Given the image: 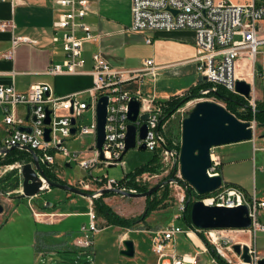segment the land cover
<instances>
[{
  "label": "built area",
  "instance_id": "1",
  "mask_svg": "<svg viewBox=\"0 0 264 264\" xmlns=\"http://www.w3.org/2000/svg\"><path fill=\"white\" fill-rule=\"evenodd\" d=\"M132 0V26L129 30L135 32L153 31L177 32L192 31L196 37L197 71L207 79L210 89L202 92L203 96L213 94L214 98L225 105L215 92L223 89L229 95L243 99L247 106H240L236 114L243 117L242 122L249 123L255 151L259 140L264 141V125L257 120V110L264 103V0ZM62 13L54 27L61 30L54 42L62 41V48L66 59L60 64H51L46 74L52 77L80 76L88 74L93 79L92 87L70 95H58L54 86L48 83L33 86L26 93L19 92L14 86H0V107L3 111V122L7 129L6 136L0 141V151L16 148L26 152L23 148L34 151L44 169L56 174V169H63L58 160L61 157L66 165L76 164L89 176L78 181L77 187L85 192L95 194L105 189H123L137 192L130 186V179L116 180L108 176L94 177L92 171L98 166H117L127 147L128 128L137 125V147L146 145L147 150L156 153L160 150L169 154L171 150L166 145L165 131L167 123L162 125L166 112V101L158 100L141 90L148 80H156L164 67L156 64L154 59H145L137 70L117 69L104 57L101 52L93 55L92 70L86 72L84 60V45L86 42H96L101 36L92 34L91 27L85 18L91 12V0H57ZM177 12V14L174 13ZM11 26V25H10ZM3 28L9 27L3 25ZM78 33H84L80 37ZM148 38L147 43L151 44ZM14 48L20 44H36L28 38L15 39ZM14 50L6 55L9 60L14 59ZM201 79V81H203ZM244 82L250 86L248 97L238 92L237 85ZM139 88L133 90L131 85ZM88 95L89 101L82 99ZM103 97H108V116L106 124V141L103 150L98 149V105ZM197 99L198 102L208 99ZM136 100L140 103V113L135 123L129 120L130 103ZM31 109L30 112L28 109ZM92 112L90 125H83L85 115ZM149 119L143 121L142 117ZM29 117V119H28ZM50 118V123L46 120ZM237 117V116H236ZM75 121V124H73ZM147 124L148 133L144 140L139 137L140 128ZM31 128V132L21 131L20 128ZM75 129V133L73 130ZM49 130V140L46 132ZM92 137L93 143L86 151H70L66 143L73 138ZM264 151V148L262 149ZM103 154V158H102ZM8 154L0 152L1 157ZM178 156V155H177ZM213 167L208 171L211 177L221 175L219 168L221 158L216 157L214 149L211 154ZM34 165L33 159L31 162ZM25 164V163H24ZM65 165V166H66ZM22 170V166H21ZM264 172V167L262 168ZM42 178V177H41ZM48 190V189H47ZM184 200V197H183ZM207 206L221 208H238L247 206L252 219L250 229L254 236V244L240 242L248 247L251 262H245L235 253L233 246L226 241L217 240V233L226 236L230 230H199L171 224L165 228L151 232L154 252L158 255L159 264H200V255L208 254V246H215L219 250H228L239 261L238 264H260L264 260V253L257 248V235L264 233V199L260 198L257 189L248 195L242 188L230 186L223 182L215 192L203 199ZM89 225L82 227L84 237L75 241L82 250L92 249L93 236L100 232L94 200L89 199ZM197 201V200H196ZM185 211V206L180 208ZM36 216H42L34 211ZM188 234L189 240L195 246L193 235L202 242V253L178 254L167 250L175 245L180 235ZM223 255V253L220 252ZM168 261L165 262V260ZM215 263H219L214 258ZM232 263V261L230 262Z\"/></svg>",
  "mask_w": 264,
  "mask_h": 264
},
{
  "label": "rangeland",
  "instance_id": "2",
  "mask_svg": "<svg viewBox=\"0 0 264 264\" xmlns=\"http://www.w3.org/2000/svg\"><path fill=\"white\" fill-rule=\"evenodd\" d=\"M92 1L94 5L91 10L94 12L91 13L93 15L90 14L87 22L93 28H98L97 34H99V22H103L105 25L103 30L112 34L111 41H109L112 66L119 69L137 70L142 67L145 59H156L165 66L175 65L163 77L173 81L177 80L181 85L191 82L193 73L187 75L191 67L179 65L183 60L181 56L162 55L156 42V37L159 35L153 31L129 30L132 26V0ZM92 34L95 33L92 32ZM146 36L154 39V43L147 44ZM179 37H181L180 41L189 45L196 43L195 33L192 31H186ZM94 51L91 43L85 45V57L89 63H91ZM197 77L202 79L199 73ZM190 89H185L173 97L185 96ZM82 99L89 101V96H82ZM205 100L225 107L221 101L214 98ZM197 103V99L188 102L166 122L167 136L165 138L166 145L171 150L169 154L162 150L153 153L137 147L129 151L119 165L98 166L92 171L94 177L108 176L110 179L122 180L126 174L135 173L139 168L150 165V170L133 179L129 178L131 186L135 185L147 191L159 184L165 183V186L155 196V199L162 200V202L145 221L140 219L146 212L149 197L136 199L115 194L104 198L103 201L110 208L112 215L133 220L134 224L129 228L113 226L103 216H97L100 232L93 236L92 249L86 251L78 248L75 241L84 237L82 227L89 225V219L84 216V213L90 210L88 199L56 188L45 190L34 199L25 198L21 166L27 162L18 160L5 164L6 156H0V203L5 209L2 216L4 220L7 219L0 226V264H158V255L154 252L151 232L176 224L183 226L190 233L189 227H185L183 223L184 212L180 211V208L186 205L187 192L183 184L184 179L180 172L177 154L181 150L183 120ZM91 121L92 112L90 111L85 115L83 125H90ZM168 136L171 138L170 143ZM92 143V137H76L67 141L66 146L72 152L86 151L90 149ZM257 147L261 150L256 152L253 142L246 141L215 148L214 154L221 158L222 165L219 172L226 184L241 187L249 195L253 194L254 187L257 186L259 197L262 198L264 197V172L262 170L264 141L259 140ZM58 160L63 164V169H56L55 174L60 181L77 187L79 180L89 176V173L80 169L76 164H73L71 168H66L65 160L61 157H58ZM172 178L174 180L168 183ZM165 195L167 198L163 199ZM56 209L65 213L78 214L63 218L61 224L53 227L37 226L35 228L32 220L34 211L43 214L45 211ZM38 231L44 234H38ZM226 235L235 238L236 243L254 244V236L248 229L230 230ZM189 238L191 237L188 234L178 236L176 244L172 245L167 252L202 253L203 244L193 238L198 244L194 246ZM125 240L135 242L136 253L133 258L121 254ZM208 248L210 251L208 254L200 255V264H218L214 262V258L220 264H230L231 261L238 264L239 262L228 250H219L215 246H208ZM257 248L260 254L264 253V233L262 232L257 235Z\"/></svg>",
  "mask_w": 264,
  "mask_h": 264
},
{
  "label": "water",
  "instance_id": "3",
  "mask_svg": "<svg viewBox=\"0 0 264 264\" xmlns=\"http://www.w3.org/2000/svg\"><path fill=\"white\" fill-rule=\"evenodd\" d=\"M174 13L177 14L175 11ZM202 80L204 82L207 81L205 77ZM237 90L248 97L251 89L246 83L239 82ZM223 100L231 101L228 97H223ZM107 108L108 97H103L100 99L98 105L97 146L101 151L106 141ZM129 108V120L135 123L139 117L140 103L133 100ZM30 110L29 108L28 111L30 112ZM148 119V115L142 117L143 121H147ZM46 123H50L49 117ZM73 124H75V121H73ZM249 127V123L242 122L225 107L213 101H199L194 109L187 114L182 123L181 150L177 154V158L180 163V172L184 182L188 186H191L199 196H207L217 191L223 184L221 175L211 177L208 173L213 167L211 159L212 150L225 145L250 141L252 139V131ZM20 130L29 133L32 131L31 128L25 127L20 128ZM73 133H75V129ZM147 133L148 127L145 124L139 130L140 139H146ZM46 136L47 140H49V130H47ZM137 137V125L131 124L128 128L127 147L120 162L123 161L129 151L137 148ZM23 149L31 155L34 161V165L32 163L23 164L21 170L23 176V195L28 199H34L45 190L53 188L68 191L74 195L93 200L109 194L138 199L148 198L165 186V183L159 184L144 193H133L120 188L105 189L91 194L69 184L49 180L45 176L37 154L28 148ZM139 149L147 150V147L143 144ZM14 150L16 148L3 149L0 152L9 154ZM66 168H71V166L68 164ZM173 180L174 178L170 179L168 183ZM45 185L48 187L45 188ZM4 212V206L0 203V215L4 214ZM191 219L193 226L199 230H247L252 226V219L247 206L238 208L211 207L207 206L203 200H197L193 204ZM216 237L218 241L223 240L232 245L235 253L241 256L245 262H251L248 247L235 244L232 237L222 236L219 233H217ZM135 253V242L133 240H125L124 249L121 254L133 258ZM260 264H264V260L260 261Z\"/></svg>",
  "mask_w": 264,
  "mask_h": 264
},
{
  "label": "crops",
  "instance_id": "4",
  "mask_svg": "<svg viewBox=\"0 0 264 264\" xmlns=\"http://www.w3.org/2000/svg\"><path fill=\"white\" fill-rule=\"evenodd\" d=\"M93 5L94 3L91 0V7ZM93 12L91 10L90 14ZM61 13L62 8L57 4V0H0V86H14L19 92L26 93L35 85L48 83L54 86L58 95L62 96L81 92L92 87L93 79L88 74L58 77L46 74L51 64H60L66 59V53L62 48V41L60 40L58 43L54 42V37L57 33L60 38L63 35L61 30H57L54 27ZM90 14L85 18V22L91 26L87 22ZM3 25H8L9 27L3 28ZM99 25V34H97L98 28L91 26V30L95 33V36H101V38L96 42H86L85 45L91 43L95 49L94 54L101 52L111 62L112 51L109 48V41H111L112 34L103 30L105 29L103 22H99ZM184 32L186 31L156 33L159 35L156 37V42L163 56H181L183 60H181L179 65L191 67L187 71L188 74L186 73L187 75L193 73L194 76L191 82L181 85L177 80L173 81L172 79L163 77L175 65L171 67L165 66L154 59L156 64L164 67V69L156 80H148L142 85L141 90L143 93L155 96L161 101H168L177 93L199 84L201 78L197 77L198 71L195 59L198 52L196 43L195 45H189L180 41L181 37L179 36ZM78 35L84 37V33H78ZM19 38H28L35 41L36 44H20L14 48L13 42ZM148 38L147 36L145 37L146 43ZM152 40L151 44L154 43V39ZM85 45L84 60L86 65L84 70L89 72L93 67L94 54H92L91 63H89L85 57ZM12 50L15 53L14 59L9 60L6 58V55ZM130 88L135 90L139 87L133 84ZM6 134L7 129L3 122V111L0 107V141ZM255 189H257L259 195L257 186L254 187ZM262 198L264 199V197ZM77 214L65 213L56 209L45 211L42 216H36L34 213L32 220L35 228L37 226L53 227L61 224L63 218ZM87 214L88 212L84 213V216L89 219ZM6 221L7 219L4 220L3 216L0 215V226ZM37 233L44 234L40 231ZM196 245L198 244L196 243Z\"/></svg>",
  "mask_w": 264,
  "mask_h": 264
},
{
  "label": "trees",
  "instance_id": "5",
  "mask_svg": "<svg viewBox=\"0 0 264 264\" xmlns=\"http://www.w3.org/2000/svg\"><path fill=\"white\" fill-rule=\"evenodd\" d=\"M210 87H211V85L209 83L204 82V81H200L199 84L192 87L185 96L172 97L170 100L166 101L167 108H166L165 115L162 119L163 120L162 125L165 124L175 112H177L181 107H183L188 102L195 100V99L208 98V97L214 96L213 94H210L208 96L202 95V92L207 90V89H210ZM216 96L221 100H223V97L230 98L231 101L223 100L226 103L225 108L230 113L237 116L238 119L245 120L243 117H240L236 114L237 109L240 106H247V103L243 99H241L239 97H235L233 95H229L223 89H219ZM257 120L261 125H264V103H261L258 106ZM165 136H167L166 133H165ZM168 141H169V143L171 141V138L169 136H168ZM18 160H21V161L25 160L27 163H30L32 160V157L29 153L14 150V151H11L6 156V160H5L6 163L5 164L13 163V162H16ZM150 168H151L150 165L143 166V167L139 168L138 170H136L135 173L126 174V176L123 178V180L129 179V178L133 179L136 176L143 174L144 172L150 170ZM44 172H45V176L49 180H51L53 182L68 184L66 182L60 181L54 173H52L46 169H44ZM183 184L186 186V192H187L186 205H185V211H184V216H183V223H184L185 227H192L193 226L192 219H191L192 206L196 202V200H202L205 196H199L191 186H188L185 182H183ZM131 185L132 184L130 183V186ZM133 188L137 189L138 192H140V193L147 191V189L137 187L135 185H133ZM157 193H155L154 195L150 196L147 199V201H148L147 209H146V212L144 213V215L142 216V218L140 219L141 221H145L149 217L150 213L156 209V206L162 202V200L155 199V196ZM110 195H115V194L105 195V196H102V197L94 200V206H95V211H96L97 216L98 217L103 216L104 218L109 220L111 222L110 225H113V226H122V227H126V228L133 226V224H134L133 220H127V219H124L122 217H117V216L112 215L110 208L103 201L104 198H106ZM166 198H167V195H165V197L163 199H166ZM194 198H196V200H194Z\"/></svg>",
  "mask_w": 264,
  "mask_h": 264
},
{
  "label": "bare ground",
  "instance_id": "6",
  "mask_svg": "<svg viewBox=\"0 0 264 264\" xmlns=\"http://www.w3.org/2000/svg\"><path fill=\"white\" fill-rule=\"evenodd\" d=\"M48 186L47 185H45V188H47ZM194 239H196V241L198 242V243H201L196 237H193ZM234 239V242L236 243V241H235V238H233ZM245 243V242H244Z\"/></svg>",
  "mask_w": 264,
  "mask_h": 264
}]
</instances>
